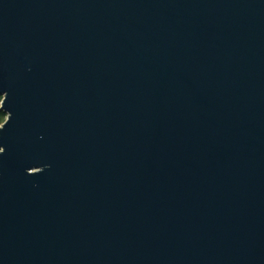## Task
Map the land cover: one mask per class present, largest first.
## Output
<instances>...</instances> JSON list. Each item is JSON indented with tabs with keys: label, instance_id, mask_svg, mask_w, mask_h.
<instances>
[{
	"label": "water",
	"instance_id": "water-1",
	"mask_svg": "<svg viewBox=\"0 0 264 264\" xmlns=\"http://www.w3.org/2000/svg\"><path fill=\"white\" fill-rule=\"evenodd\" d=\"M0 264H264V0H0Z\"/></svg>",
	"mask_w": 264,
	"mask_h": 264
},
{
	"label": "rangeland",
	"instance_id": "rangeland-1",
	"mask_svg": "<svg viewBox=\"0 0 264 264\" xmlns=\"http://www.w3.org/2000/svg\"><path fill=\"white\" fill-rule=\"evenodd\" d=\"M4 120H5L4 113L0 111V125L4 122Z\"/></svg>",
	"mask_w": 264,
	"mask_h": 264
},
{
	"label": "trees",
	"instance_id": "trees-1",
	"mask_svg": "<svg viewBox=\"0 0 264 264\" xmlns=\"http://www.w3.org/2000/svg\"><path fill=\"white\" fill-rule=\"evenodd\" d=\"M4 117H5V115H4Z\"/></svg>",
	"mask_w": 264,
	"mask_h": 264
}]
</instances>
